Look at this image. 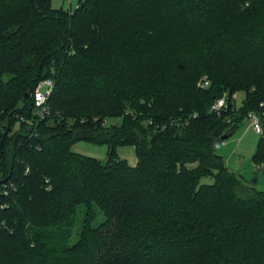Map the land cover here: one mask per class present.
Returning a JSON list of instances; mask_svg holds the SVG:
<instances>
[{
    "label": "trees",
    "instance_id": "16d2710c",
    "mask_svg": "<svg viewBox=\"0 0 264 264\" xmlns=\"http://www.w3.org/2000/svg\"><path fill=\"white\" fill-rule=\"evenodd\" d=\"M262 102L264 0H0V125L32 124L0 130V264H264V190L217 152ZM82 139L108 160L76 152Z\"/></svg>",
    "mask_w": 264,
    "mask_h": 264
},
{
    "label": "rangeland",
    "instance_id": "374dc122",
    "mask_svg": "<svg viewBox=\"0 0 264 264\" xmlns=\"http://www.w3.org/2000/svg\"><path fill=\"white\" fill-rule=\"evenodd\" d=\"M79 0H52L53 7L61 8L63 7L66 10H75L78 5ZM244 97V92L238 91L236 93V103L237 106L242 105ZM22 103L19 102V105ZM106 124L108 126H121L122 124V115H114L112 111L110 113L106 112ZM85 110H76L72 113L68 118V123L71 124H79L86 117ZM17 118V116H15ZM22 121L17 122L13 125L11 121L5 120L4 126L0 125V130L4 135H12L15 131L23 132L29 126H32L29 123L25 116L19 115ZM68 124V125H69ZM12 125L14 127H12ZM51 128L43 129L40 133H38L41 137L45 138L58 128V124L51 122ZM261 138V134L257 133L250 126V120H246L237 132L227 138L224 142H222L218 148L217 152L223 157L228 166L236 172L242 181L246 185H255L258 189L264 190V176L261 173L263 170V165H259L253 160V155L256 152L258 142ZM73 149L81 154L98 158L99 160L105 162L108 160L109 154V146L106 143H97L90 140H79L73 144ZM115 155L119 156L123 159H127V161L131 165H135L138 161V155L136 146L133 144H123L118 145L115 151ZM205 164V163H204ZM195 165H190L189 167H194ZM206 181H208L206 179ZM83 216V210L80 209L77 219L75 220V226L73 227L74 235L72 238L68 240V244H72L77 239V228H80V220ZM105 219L104 214L99 212L98 218L96 220V224L102 222ZM95 224V225H96ZM76 225L78 227H76Z\"/></svg>",
    "mask_w": 264,
    "mask_h": 264
},
{
    "label": "built area",
    "instance_id": "2783aa9c",
    "mask_svg": "<svg viewBox=\"0 0 264 264\" xmlns=\"http://www.w3.org/2000/svg\"><path fill=\"white\" fill-rule=\"evenodd\" d=\"M55 81L51 78H47L44 80H41L37 87L34 94V110L35 112L43 117L48 115L50 111V105H49V98L54 90L55 87ZM227 101H226V95L217 100L216 104H214V109H220L221 107L225 106L227 107ZM262 114H264V102L260 104V110L259 111H251L248 114V119L250 120V126L255 130L257 133L262 134L263 133V127H262ZM13 185V183H11ZM7 193V192H5Z\"/></svg>",
    "mask_w": 264,
    "mask_h": 264
},
{
    "label": "water",
    "instance_id": "95a60500",
    "mask_svg": "<svg viewBox=\"0 0 264 264\" xmlns=\"http://www.w3.org/2000/svg\"><path fill=\"white\" fill-rule=\"evenodd\" d=\"M227 137H228V135H224V136H223V139H226Z\"/></svg>",
    "mask_w": 264,
    "mask_h": 264
}]
</instances>
